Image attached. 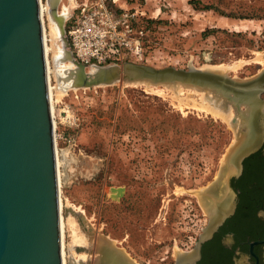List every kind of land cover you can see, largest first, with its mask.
Wrapping results in <instances>:
<instances>
[{
	"label": "rangeland",
	"instance_id": "obj_1",
	"mask_svg": "<svg viewBox=\"0 0 264 264\" xmlns=\"http://www.w3.org/2000/svg\"><path fill=\"white\" fill-rule=\"evenodd\" d=\"M75 3L62 0L60 4V8H69L66 26ZM120 3L138 10L136 27L144 29L145 57L97 65L133 62L188 69L248 61L225 72L238 80L253 78L264 69L253 62L258 52H264V0ZM222 16L237 26L221 27ZM44 18L66 264H108L107 239L137 264H174L180 253L193 250L210 220L198 192L213 190L221 197L222 178L226 188L228 175L236 172V166L232 171L225 166L228 153L243 134L235 122L239 119L236 106L231 107L230 124L192 105L206 90L120 82L73 86L68 71L62 72L64 62L50 49L47 13ZM93 66L88 65L87 71L96 68ZM56 90L63 92L58 98ZM207 93L213 97L212 92ZM241 108L246 109V104ZM113 187H123L124 193L113 196ZM69 217L75 222L69 223ZM73 234L82 237L76 241Z\"/></svg>",
	"mask_w": 264,
	"mask_h": 264
},
{
	"label": "water",
	"instance_id": "obj_2",
	"mask_svg": "<svg viewBox=\"0 0 264 264\" xmlns=\"http://www.w3.org/2000/svg\"><path fill=\"white\" fill-rule=\"evenodd\" d=\"M63 32L64 48L81 66L82 74H87V65L79 62L69 48L66 22ZM94 66L92 70L108 71L92 80L84 76L74 83L69 75L71 84L89 87L120 82L191 87L234 103L241 116L242 104L250 108L246 112H255L258 128L250 145L238 142L232 148L238 169L226 181L232 196L229 204L222 207L221 197L217 198L218 214L210 215L193 250L180 253L174 264L195 263L201 258L203 243L234 213L236 195L231 179L241 172L245 157L264 139V111L260 109L264 103L259 100L264 92V69L253 78L238 80L217 69L194 66L155 68L133 62ZM254 98L259 107H251ZM111 191L119 197L124 188L113 187ZM105 243L107 253L117 264H137L110 240ZM0 264H63L56 135L40 0H0Z\"/></svg>",
	"mask_w": 264,
	"mask_h": 264
},
{
	"label": "bare ground",
	"instance_id": "obj_3",
	"mask_svg": "<svg viewBox=\"0 0 264 264\" xmlns=\"http://www.w3.org/2000/svg\"><path fill=\"white\" fill-rule=\"evenodd\" d=\"M40 2H41V15H42V19H43L44 44H45V51H46L47 61H48L49 46H48V42H47V38L48 37L46 35L47 29H46L45 18H44L45 13L48 14L49 20H50V23H49L50 31L49 32H50L51 42H52V48L50 47V49H53L54 50L55 56L57 58L59 56V58H58L59 61L64 62L62 64V66H61V67H63L61 69L64 70V71L62 70V72H65V70H66V73L68 71V74L70 76L72 75L71 76L72 77V79H71L72 80V83H74V81L75 80H78L79 78L82 79L84 76H87V78H89V79L92 80V79H94L96 77V75H98L100 73H104V70H106V69L102 68V69H97V70L89 71L87 74H82V68H81V66H78V65H76L73 62L72 56H71L70 52H68V50L66 48H64L66 46H64V40H63V33L64 32L63 31H64V24L66 22V19L68 18L69 8L67 6H65V5H63V7L60 8V4H61L62 0H48L47 4H44L42 2V0H40ZM219 19H220L219 25L221 27H236L237 26L236 25V22H234L233 20L230 21V19L227 18V16L226 17L222 16ZM61 42H62V45H61ZM256 55L257 56L253 59V62L256 61V62H259L262 65H264V52H258ZM245 63H249V62L248 61H245V60H240L239 62L237 61V62H235L233 64L220 63L217 66H214V67H211V68L212 69L220 70V71H222V72L225 73V72H227L229 70H237L238 68H240ZM58 64H60V63L58 62ZM55 70H56V67H55ZM106 71H108V70H106ZM50 72H51L50 71V64H49V61H48L49 95H50L51 110H52V116H53L54 127H55V124L56 123H55V118H54V97H53L52 85L50 83ZM64 82L66 83V80H64ZM55 88H56V86L54 87V89ZM183 88L184 87H182L181 89H179V91L182 92L183 91ZM159 91H161V89H158V92ZM196 92L198 93L199 91L196 90L195 93ZM207 92H209V91H207ZM207 92H205V91L203 92L202 91L200 93V95H199L198 102L195 101L197 99L194 98V101H193V104L192 105L195 106V107H199V108L203 109L205 112L211 113V114H213L216 117H221L225 121H227V122H229L231 124L232 119H233V116H234V111L231 110V107L234 106V103L229 102L231 104L230 105L229 103H226L225 100L223 101V99L221 98V96H218V95L212 93L213 94V97H212V96L208 95ZM62 93H63L62 91H57V98L60 97L62 95ZM178 94L179 93H177V91L174 90V96L177 97ZM222 101L224 102L223 105L221 104ZM186 104L188 105L190 103L189 102H186ZM259 104L260 103H259L258 100H255V98L252 99V101H251V107H252V105L253 106L255 105V106H258L259 107ZM262 105H260V109H261V107L264 109V104H262ZM179 106L182 109L184 108L183 104H180ZM227 109H229V110L226 111ZM247 109H248V106H247ZM247 109L244 108L242 110V112H244L243 113V116H241V114L238 112L237 114L239 116V119H237L235 121L238 126L241 125V127L244 129V134L241 135L238 138L239 144L243 142L244 146L250 145L249 142L252 140L251 139L252 138L251 136L253 135V138L255 137L256 130L258 128L257 125L254 122L255 121V115H254L255 112L253 111L252 114H250L249 113L250 112V110H249L250 108L248 109L249 112H246ZM236 118H238V117H236ZM234 159H235V156H234V153H232V149H231V151L228 153V157H227V161H226V165H225L226 167L229 166L228 169L231 170V171L234 170L233 165L236 166V170L235 171H237V169H238L237 168L238 165H237L236 161L234 162ZM57 167H58L59 186H61L62 185V181H61L60 161H59L58 157H57ZM226 181H227V179H226ZM222 182H223V185L224 186L222 185L220 190H222V188L224 187V189H223L224 192H223V195H221V200L220 199L219 200L222 203V207H227V205L229 204V201L232 198V196L229 194V192H226V188L227 187L225 188V184H224L225 179H224V177L222 178ZM212 191L211 192H206V189H204V190L198 192V196H199L200 200L202 201L203 207L206 208V212L209 213V215H211V214H214V215L215 214H218V211H219V208L217 209L218 201H219V200H217L218 196H216L217 194L215 195L213 193L214 191L213 192ZM217 191H219V190L217 189ZM217 191L215 190V192H217ZM60 199H61L60 200V221H61V232H62V257H63V264H66L65 252H64V217L62 215V203L63 202H62V198H60ZM66 204L67 203L65 201V205ZM68 205H69V203H68ZM68 221H69V223L72 224L73 218L72 217H69V220ZM73 222H75V221H73ZM74 233H75V231H74ZM74 236H75V240L76 241L80 240V238L82 237L81 234L79 236H77V235H74ZM95 246H96V244H95ZM83 256H82V258H83ZM109 259L111 261L109 260L108 261V264H117L116 261L113 260V258L111 259V256H109ZM94 260L95 259H93V261ZM101 264H105V263L103 262Z\"/></svg>",
	"mask_w": 264,
	"mask_h": 264
},
{
	"label": "flooded vegetation",
	"instance_id": "obj_4",
	"mask_svg": "<svg viewBox=\"0 0 264 264\" xmlns=\"http://www.w3.org/2000/svg\"><path fill=\"white\" fill-rule=\"evenodd\" d=\"M261 119L264 135V115ZM242 164L231 179L234 213L203 243L201 258L192 264H264V139Z\"/></svg>",
	"mask_w": 264,
	"mask_h": 264
},
{
	"label": "built area",
	"instance_id": "obj_5",
	"mask_svg": "<svg viewBox=\"0 0 264 264\" xmlns=\"http://www.w3.org/2000/svg\"><path fill=\"white\" fill-rule=\"evenodd\" d=\"M120 2L76 0L66 36L79 62L88 66L144 59L145 33L136 27L138 10L125 8Z\"/></svg>",
	"mask_w": 264,
	"mask_h": 264
}]
</instances>
